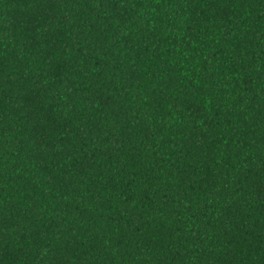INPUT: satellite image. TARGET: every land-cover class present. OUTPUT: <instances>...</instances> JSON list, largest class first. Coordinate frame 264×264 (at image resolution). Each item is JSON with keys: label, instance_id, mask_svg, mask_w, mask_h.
Returning a JSON list of instances; mask_svg holds the SVG:
<instances>
[{"label": "trees", "instance_id": "1", "mask_svg": "<svg viewBox=\"0 0 264 264\" xmlns=\"http://www.w3.org/2000/svg\"><path fill=\"white\" fill-rule=\"evenodd\" d=\"M0 264H264V0H0Z\"/></svg>", "mask_w": 264, "mask_h": 264}]
</instances>
